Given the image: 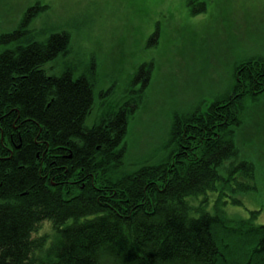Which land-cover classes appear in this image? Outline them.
I'll use <instances>...</instances> for the list:
<instances>
[{"label": "trees", "instance_id": "obj_1", "mask_svg": "<svg viewBox=\"0 0 264 264\" xmlns=\"http://www.w3.org/2000/svg\"><path fill=\"white\" fill-rule=\"evenodd\" d=\"M45 7L38 1L19 28L0 33V44L15 41L0 48V264H264L259 210L234 216L221 195L213 211L189 200L218 181L254 187L255 164L240 159L234 130L245 97L264 91V55L237 63L224 97L176 114L157 162L128 170L132 109L85 124L95 68L46 70L70 51L71 35L36 37L27 24Z\"/></svg>", "mask_w": 264, "mask_h": 264}, {"label": "rangeland", "instance_id": "obj_2", "mask_svg": "<svg viewBox=\"0 0 264 264\" xmlns=\"http://www.w3.org/2000/svg\"><path fill=\"white\" fill-rule=\"evenodd\" d=\"M38 1L46 7L27 24L36 37L63 29L71 35L70 51L46 62V70L71 67L77 76L95 68L85 124L99 123L122 105L132 109L123 140L128 170L157 162L174 116L224 97L237 63L264 55V0H0V33L19 28ZM244 103L234 139L240 159L255 164L254 187L233 191L218 181L216 189L189 200L213 211L221 195L229 215L249 216L257 209L254 220L264 223V91L247 95ZM219 171L227 176L224 166ZM46 226L39 231L48 232ZM48 233L52 240V229Z\"/></svg>", "mask_w": 264, "mask_h": 264}]
</instances>
